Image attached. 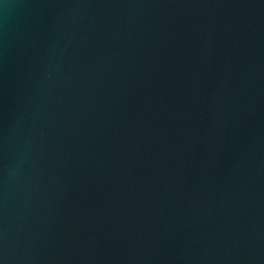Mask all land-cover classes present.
I'll return each mask as SVG.
<instances>
[{
	"label": "water",
	"instance_id": "water-1",
	"mask_svg": "<svg viewBox=\"0 0 264 264\" xmlns=\"http://www.w3.org/2000/svg\"><path fill=\"white\" fill-rule=\"evenodd\" d=\"M0 264H264V0H0Z\"/></svg>",
	"mask_w": 264,
	"mask_h": 264
}]
</instances>
